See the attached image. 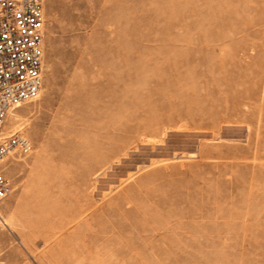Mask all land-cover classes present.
Instances as JSON below:
<instances>
[{
  "label": "rangeland",
  "instance_id": "obj_1",
  "mask_svg": "<svg viewBox=\"0 0 264 264\" xmlns=\"http://www.w3.org/2000/svg\"><path fill=\"white\" fill-rule=\"evenodd\" d=\"M43 85L0 164V264H264V0H44Z\"/></svg>",
  "mask_w": 264,
  "mask_h": 264
},
{
  "label": "built area",
  "instance_id": "obj_2",
  "mask_svg": "<svg viewBox=\"0 0 264 264\" xmlns=\"http://www.w3.org/2000/svg\"><path fill=\"white\" fill-rule=\"evenodd\" d=\"M44 0H0V164L28 157L30 142L5 125L21 105L36 101L43 78ZM12 192L0 171V202Z\"/></svg>",
  "mask_w": 264,
  "mask_h": 264
}]
</instances>
